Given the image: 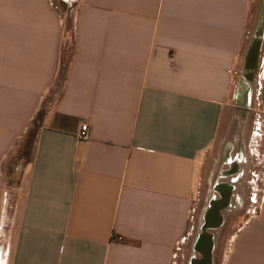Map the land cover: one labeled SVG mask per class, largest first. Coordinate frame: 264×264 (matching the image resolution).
Wrapping results in <instances>:
<instances>
[{
	"label": "crops",
	"instance_id": "1",
	"mask_svg": "<svg viewBox=\"0 0 264 264\" xmlns=\"http://www.w3.org/2000/svg\"><path fill=\"white\" fill-rule=\"evenodd\" d=\"M67 1L64 14L54 0H0V230L6 164L41 117L0 264H184L200 176L221 149L215 192L252 163L257 213L224 264H264V39L258 89L245 69L253 0Z\"/></svg>",
	"mask_w": 264,
	"mask_h": 264
},
{
	"label": "rangeland",
	"instance_id": "2",
	"mask_svg": "<svg viewBox=\"0 0 264 264\" xmlns=\"http://www.w3.org/2000/svg\"><path fill=\"white\" fill-rule=\"evenodd\" d=\"M56 5L59 7L61 11H64L65 5H69L70 1L67 0H54ZM248 36L250 40L253 41V39L256 37L257 33H262V39H264V0H253L252 3V9H251V17L249 21V27H248ZM257 72V78L256 82L252 84L251 86L254 88V90L259 88V76H260V68ZM243 81H246L244 76H241L237 82L235 83V86L233 88V95H237L241 92V84ZM258 101L255 100V105H253V110L246 111L242 113L241 120L242 127H239V131L241 132V139L246 141L251 137V133L253 130V127H255V123L258 120L259 110L260 107L257 105ZM260 144V142H259ZM24 148V144L22 143L21 146H19L13 154L7 164H6V173H7V180H8V202H7V209L6 206L4 208L5 214L3 223L1 225L0 230V255L2 256V260L7 258V248H8V236L9 231L11 229V221H12V207L14 206V200L17 195V192L19 188L21 187L22 179H23V170L27 166V164L30 162V156H32V153H30V156H25V154L22 152ZM222 149L215 151L210 155V157L207 159L205 168L203 169L201 176H200V187L199 191L196 193L195 196V212L194 217L192 219V233L194 236L190 239V241L185 246V262L187 263V258L193 254H195L193 249V241L194 237L198 235L201 232V226L203 223V215L205 210L208 207L209 201L211 198L216 195L214 189L215 182L219 181L220 175L223 170H226V167L219 164V160L222 157ZM257 160L260 161V164H262V154L259 149V158L257 157ZM259 164V167L261 165ZM254 167V164L249 163V165H245L243 168H241L240 173V179L236 184V190H235V197L233 198V207L226 210L225 215V224L223 227L220 228V230L217 231L216 235V259L218 264H224V256L228 255L227 252H229L230 248V239L235 234L237 229L240 227L241 224L244 223V221L247 219V217H252L251 215L248 216V207H249V201L252 196V176L250 173V168ZM240 168V167H239ZM220 181H223L222 179ZM3 210V212H4ZM7 212V214H6ZM181 260V258H180ZM183 260V259H182ZM181 260V261H182ZM181 264V262H179Z\"/></svg>",
	"mask_w": 264,
	"mask_h": 264
},
{
	"label": "water",
	"instance_id": "3",
	"mask_svg": "<svg viewBox=\"0 0 264 264\" xmlns=\"http://www.w3.org/2000/svg\"><path fill=\"white\" fill-rule=\"evenodd\" d=\"M262 45V33H257L249 48L245 62V69L247 70L246 80L249 83L254 81L256 71L259 68ZM237 175L238 169L225 174V176L232 178V181L221 182L217 186L216 191L218 193V198H212L209 202V206L203 216L204 221L201 226V233L194 246V250L201 255V258L192 259L191 264H213L215 236L214 233L209 231L218 230L224 225V211L229 209L232 205L236 189L235 183L238 181L236 179Z\"/></svg>",
	"mask_w": 264,
	"mask_h": 264
},
{
	"label": "trees",
	"instance_id": "4",
	"mask_svg": "<svg viewBox=\"0 0 264 264\" xmlns=\"http://www.w3.org/2000/svg\"><path fill=\"white\" fill-rule=\"evenodd\" d=\"M70 5H71V3L69 5H65L64 11H63L64 14L68 13L70 11V9H71ZM40 118H38V117L35 118L33 124L31 125V127L27 133L26 139L23 141L24 148H23L22 152L25 154V156H30V153L34 151V143H35V140L37 137V133L40 129V125L38 124V121L40 120ZM32 155H33V153H32ZM31 158H32V156H30V159Z\"/></svg>",
	"mask_w": 264,
	"mask_h": 264
},
{
	"label": "built area",
	"instance_id": "5",
	"mask_svg": "<svg viewBox=\"0 0 264 264\" xmlns=\"http://www.w3.org/2000/svg\"><path fill=\"white\" fill-rule=\"evenodd\" d=\"M78 136H79V139L82 141H86L90 139L91 134H90V128L88 124H83L81 126ZM255 216H257L256 210L253 211V214H252V217H255ZM174 259H176V255H174Z\"/></svg>",
	"mask_w": 264,
	"mask_h": 264
},
{
	"label": "flooded vegetation",
	"instance_id": "6",
	"mask_svg": "<svg viewBox=\"0 0 264 264\" xmlns=\"http://www.w3.org/2000/svg\"><path fill=\"white\" fill-rule=\"evenodd\" d=\"M257 73V72H256ZM240 178H238V180H239ZM215 198H218V195L216 194L215 195ZM233 207V204L231 205V207L230 208H232ZM229 208V209H230ZM228 210V209H227ZM224 213H225V211H224ZM224 217H225V215H224ZM225 224V223H224ZM224 226V225H223ZM222 226V227H223ZM218 230H220V229H218ZM218 230H214V231H209V232H212V233H214V236H215V249H214V256H213V264H218V262H217V259H216V251H217V246H216V235H217V231ZM194 252H195V254H193V255H191V258H190V261L187 263V264H191V260L192 259H199V258H201V255L200 254H198L195 250H194Z\"/></svg>",
	"mask_w": 264,
	"mask_h": 264
}]
</instances>
